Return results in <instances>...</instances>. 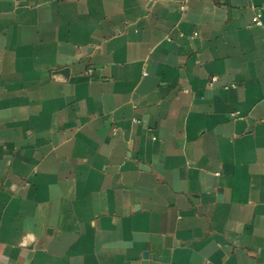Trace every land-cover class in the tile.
<instances>
[{
    "label": "crops",
    "instance_id": "1",
    "mask_svg": "<svg viewBox=\"0 0 264 264\" xmlns=\"http://www.w3.org/2000/svg\"><path fill=\"white\" fill-rule=\"evenodd\" d=\"M261 8L0 0V264H264Z\"/></svg>",
    "mask_w": 264,
    "mask_h": 264
},
{
    "label": "built area",
    "instance_id": "2",
    "mask_svg": "<svg viewBox=\"0 0 264 264\" xmlns=\"http://www.w3.org/2000/svg\"><path fill=\"white\" fill-rule=\"evenodd\" d=\"M262 10L264 11V8L258 9L256 11L255 16H254L255 24L258 25V26H261L262 25V22H261ZM212 81L215 82L216 81V78H213Z\"/></svg>",
    "mask_w": 264,
    "mask_h": 264
},
{
    "label": "water",
    "instance_id": "3",
    "mask_svg": "<svg viewBox=\"0 0 264 264\" xmlns=\"http://www.w3.org/2000/svg\"><path fill=\"white\" fill-rule=\"evenodd\" d=\"M147 256V255H146Z\"/></svg>",
    "mask_w": 264,
    "mask_h": 264
}]
</instances>
